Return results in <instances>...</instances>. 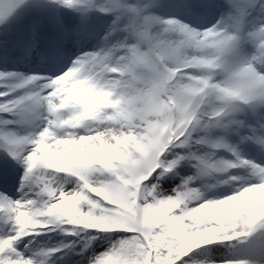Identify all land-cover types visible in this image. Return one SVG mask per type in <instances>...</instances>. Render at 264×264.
<instances>
[{"label":"snow or ice","instance_id":"obj_1","mask_svg":"<svg viewBox=\"0 0 264 264\" xmlns=\"http://www.w3.org/2000/svg\"><path fill=\"white\" fill-rule=\"evenodd\" d=\"M25 2L0 0V25L10 23ZM50 2L82 14L110 15L112 24L104 48L82 54L46 83L36 75L0 72V81L8 85L0 92V114L23 116L38 108L48 114L38 134L0 131V149L24 168L18 189L22 199L0 193V221L11 226V234L0 238V264H40L35 255L26 258L20 245L27 250L24 240L42 230L77 238L70 246L79 245L80 255L100 234L119 237L103 253L87 257V264H188L184 258L194 250L232 241L237 243L226 246L238 252L264 254V213L241 207L226 214L244 194L264 188V166L242 158L238 146L224 136L211 138L216 131L235 132L241 143H254L264 151V22L245 35V10L238 8L237 31H228L222 22L201 31L174 18L150 15L148 9L155 5L142 0ZM224 2L238 7L233 0ZM251 6H256L255 0ZM259 7L264 11V0ZM245 42L253 45L252 54L231 63ZM18 90L25 91L13 97ZM149 98L161 114L148 106ZM239 113L258 116L260 134L240 120ZM163 128L167 132L161 137ZM244 129L251 134H243ZM195 132L203 135L194 139ZM193 144L207 146L212 153L227 151L233 159L175 152L190 150ZM170 153L175 158L169 159ZM191 160L196 161L195 177L183 180L171 194L162 193L161 182ZM231 169L249 171L252 183L215 200H204L191 186L195 179L219 182L218 174ZM237 179L229 175L222 182ZM25 189L37 198H28ZM193 201L199 202L193 206ZM173 204L178 208L170 221L157 223ZM201 215L207 219L193 229L198 233L193 239L206 232L215 235L181 246L185 218ZM200 255L202 259L192 264H216L210 249Z\"/></svg>","mask_w":264,"mask_h":264},{"label":"rangeland","instance_id":"obj_2","mask_svg":"<svg viewBox=\"0 0 264 264\" xmlns=\"http://www.w3.org/2000/svg\"><path fill=\"white\" fill-rule=\"evenodd\" d=\"M238 1L245 8H250L252 3H253V0H238ZM133 2L134 1H132L131 3H133ZM149 4H150V1H149ZM165 7H170V6L166 5ZM222 7H224L226 9L227 6L224 4V5H222ZM180 12L182 13L183 11H180ZM219 12L220 11H218V14H219L218 17L220 18L221 15H222V12H220V13ZM223 13H225V12H223ZM206 19L210 20L211 17H208ZM178 21H181V20L179 19ZM257 23H259V22L258 21L252 22V24L254 26V30L257 28V26H256ZM214 25H218V23H215ZM224 27L227 29L226 26H224ZM209 28H211V27H209ZM205 29H208V28H200V29H196V30H201L202 31V30H205ZM160 30H162V29H160ZM175 38L176 37L173 36V39H175ZM93 47H94V49L92 51H88L87 53L100 51L102 48H104L103 41L95 43L93 45ZM252 52H253V47L249 44V42H247V43H243L241 45L237 55H238L239 59H241L243 61L244 59H247L252 54ZM150 102H151V104H154V100L152 98H149L148 103H150ZM47 115L48 114H47V112L45 111L44 108H38V109L35 110V112L27 113L24 116H21V118H24V120L26 119L28 121L29 125H31L32 128H33V133H35L38 129H42L44 127V125H46L45 121H44V118H46ZM14 117H18V116H14ZM22 121L23 120H21V122ZM0 131H6V127H1ZM221 134H223V133L217 131V133H216L217 137L215 139H217V138H219L221 136H224V135H221ZM224 138H225V136H224ZM246 143H248V142H246ZM199 149L204 150V153H203L202 157H208V155L209 156L212 155V152L209 151L210 150L209 148H208V150L205 149V148H202V147H200ZM189 177H193V176L190 175L189 173H186V172L182 173L181 176H180L181 181L180 180H175L174 181V186H173V188L170 189V192L172 193L173 189H176L182 183L183 180H186ZM165 184H167V183H162V185H164V186H165ZM169 186H172V182L169 184ZM169 186L166 185V188H169ZM65 187L68 188V189H71L72 188V184H67ZM237 188H239V186H236V188L234 190L232 188V191L231 190H227V191L225 190L221 194H216L214 196L213 195L210 196V195H207V194L206 195L205 194H201V195H202L204 200H213V199H216V198L223 199L226 196L231 195L233 192H236ZM245 200L246 199L242 197L240 199V201L237 203L236 207H229L227 209L226 214L230 215V214L234 213L236 210H238L241 207H250V208L254 209L255 211L258 210L257 212L259 213V208H258L257 204H255L254 206L244 205V201ZM198 202L199 201H193V205L195 206V204H197ZM195 218H198V217H195ZM199 218L200 219H205L207 217L205 215H203V216L201 215ZM204 222H205V220L202 222V224ZM37 237H39V236H37ZM34 239H37V238H33V240ZM228 243H230V242H228ZM24 244H26V243L24 242ZM110 247H111V244H109V243L108 244H100L97 248H93L91 250H88V252L85 253L84 255H80L79 254L80 250L77 247L76 248H72V249H70L67 252L64 260L61 259V261H64L65 262L64 264H87V257H92L94 252H98V251H101V250H107ZM228 248L230 249V247H228ZM225 252H226V250L220 248L219 251L216 253L217 258H219V259L220 258H224V259L228 258V260H229L231 258V255L229 254L230 250L228 251V253H225ZM256 262L258 264H261V262L259 260H256Z\"/></svg>","mask_w":264,"mask_h":264},{"label":"bare ground","instance_id":"obj_3","mask_svg":"<svg viewBox=\"0 0 264 264\" xmlns=\"http://www.w3.org/2000/svg\"><path fill=\"white\" fill-rule=\"evenodd\" d=\"M156 13L161 14L164 17H170V14L165 11H157ZM161 18V17H160ZM162 20H165L164 18H161ZM159 27V26H158Z\"/></svg>","mask_w":264,"mask_h":264}]
</instances>
